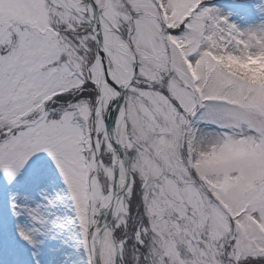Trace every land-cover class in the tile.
I'll return each mask as SVG.
<instances>
[{"label":"snow or ice","instance_id":"snow-or-ice-1","mask_svg":"<svg viewBox=\"0 0 264 264\" xmlns=\"http://www.w3.org/2000/svg\"><path fill=\"white\" fill-rule=\"evenodd\" d=\"M257 54L206 0H0V264H264Z\"/></svg>","mask_w":264,"mask_h":264},{"label":"rangeland","instance_id":"rangeland-1","mask_svg":"<svg viewBox=\"0 0 264 264\" xmlns=\"http://www.w3.org/2000/svg\"><path fill=\"white\" fill-rule=\"evenodd\" d=\"M206 4L219 9L242 30L264 25V0H206ZM63 252H72V249L66 247Z\"/></svg>","mask_w":264,"mask_h":264},{"label":"clouds","instance_id":"clouds-1","mask_svg":"<svg viewBox=\"0 0 264 264\" xmlns=\"http://www.w3.org/2000/svg\"><path fill=\"white\" fill-rule=\"evenodd\" d=\"M217 63L251 84L264 86V55L257 54L243 59L225 55L218 57Z\"/></svg>","mask_w":264,"mask_h":264},{"label":"water","instance_id":"water-1","mask_svg":"<svg viewBox=\"0 0 264 264\" xmlns=\"http://www.w3.org/2000/svg\"><path fill=\"white\" fill-rule=\"evenodd\" d=\"M105 219H107V217L105 216V217H102V220L104 221Z\"/></svg>","mask_w":264,"mask_h":264},{"label":"bare ground","instance_id":"bare-ground-1","mask_svg":"<svg viewBox=\"0 0 264 264\" xmlns=\"http://www.w3.org/2000/svg\"><path fill=\"white\" fill-rule=\"evenodd\" d=\"M101 220H102V218H101ZM102 222H103V220H102ZM70 249V248H69ZM70 253V252H69Z\"/></svg>","mask_w":264,"mask_h":264}]
</instances>
